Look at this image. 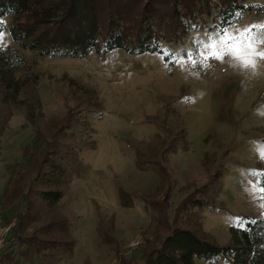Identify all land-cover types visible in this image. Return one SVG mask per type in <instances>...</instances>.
Wrapping results in <instances>:
<instances>
[{
  "label": "rangeland",
  "instance_id": "rangeland-1",
  "mask_svg": "<svg viewBox=\"0 0 264 264\" xmlns=\"http://www.w3.org/2000/svg\"><path fill=\"white\" fill-rule=\"evenodd\" d=\"M171 1L157 0V8L170 12ZM20 23L38 24L28 15ZM260 24L263 17L248 13L231 26ZM4 32V44L16 46ZM23 53L39 79L5 110L0 129V255L26 206L56 218L62 212L71 221L73 251L43 264H139L175 226L224 245L240 215L264 216L248 193L249 180L256 179L248 173L264 169L253 150L254 142H264V62L253 75L227 63L200 68L177 58L169 65L161 53L122 49L84 57ZM70 78L96 88L100 118H81L93 108L90 102L99 106ZM72 126L92 137L59 138ZM66 141L75 147L66 144L62 154L79 149L70 165L77 174L58 205L48 208L36 187L27 192L39 162L25 160L32 150L31 158H38L41 145L47 150ZM199 194L215 209L190 211L188 201ZM56 233L40 237L72 239L66 231ZM40 256L28 251L22 259L40 264ZM195 264L208 263L196 258Z\"/></svg>",
  "mask_w": 264,
  "mask_h": 264
},
{
  "label": "trees",
  "instance_id": "trees-1",
  "mask_svg": "<svg viewBox=\"0 0 264 264\" xmlns=\"http://www.w3.org/2000/svg\"><path fill=\"white\" fill-rule=\"evenodd\" d=\"M45 1L0 0L3 31H9L16 45H5L0 50V129L3 118H6L5 110L18 101L25 86L37 83L39 79V73L32 70L23 51H37L52 57H84L92 52L105 54L122 49L129 53H161L164 61L173 65L177 57L172 53L191 49L194 40L199 41L207 33L235 24L248 13L264 18V3L249 0H173L171 3L175 4L170 12L158 9L157 0H51L48 5L44 4ZM22 15H28L33 23L38 24L22 25ZM39 26L43 28L38 29ZM69 80L70 84H77L76 88L83 94H88L87 97L96 98L99 106L88 101L93 108L86 110L81 118L84 121L100 118L102 103L96 88L79 84L73 78ZM91 137L80 126H72L59 138L88 141ZM37 139L40 140V136ZM66 144L75 147L68 141L64 144L53 142L48 145L49 150L41 145L38 158L37 155L31 158L32 150L25 160L39 162L34 166L36 176L27 186V192L36 187L37 197L48 208L58 205L65 192L64 186L77 174L70 165L79 149L75 148L68 155L62 154L60 149ZM188 202L190 211L196 207L202 211L215 209L200 194ZM26 207L10 231L8 246L0 255V264H26L22 255H27L28 251L41 254L40 264L59 261L69 252L71 254L76 242L70 232L68 216L62 212L58 218L47 215L48 212L41 214L46 209L31 213V208ZM58 229L68 232L72 239L63 238V235L47 242L40 237L41 234H58ZM229 232V241L220 245L193 228L175 226L139 264H195L196 258L208 264H264V216L240 215L238 221L229 226ZM106 240L110 242V239Z\"/></svg>",
  "mask_w": 264,
  "mask_h": 264
},
{
  "label": "snow or ice",
  "instance_id": "snow-or-ice-1",
  "mask_svg": "<svg viewBox=\"0 0 264 264\" xmlns=\"http://www.w3.org/2000/svg\"><path fill=\"white\" fill-rule=\"evenodd\" d=\"M4 22L0 20V50L5 47L6 34L3 31ZM185 63H191L194 67H211V62L227 63L237 71L256 74L257 69L264 62V24L250 25L237 28L229 25L214 32L207 33L199 41L193 42L191 49H185L181 53H172ZM253 150L261 162H264V142H254ZM256 178L249 180L248 193L264 214V172L248 173ZM243 227V222H241Z\"/></svg>",
  "mask_w": 264,
  "mask_h": 264
}]
</instances>
